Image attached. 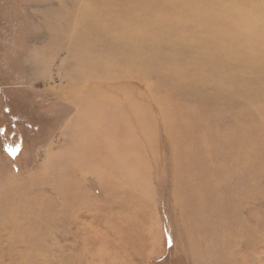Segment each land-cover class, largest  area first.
<instances>
[{
    "label": "rangeland",
    "instance_id": "1",
    "mask_svg": "<svg viewBox=\"0 0 264 264\" xmlns=\"http://www.w3.org/2000/svg\"><path fill=\"white\" fill-rule=\"evenodd\" d=\"M166 2L0 0V264H264V0Z\"/></svg>",
    "mask_w": 264,
    "mask_h": 264
},
{
    "label": "bare ground",
    "instance_id": "2",
    "mask_svg": "<svg viewBox=\"0 0 264 264\" xmlns=\"http://www.w3.org/2000/svg\"><path fill=\"white\" fill-rule=\"evenodd\" d=\"M159 2H160V5H161V2L163 3V4H165L164 6L167 8V7H169V9L167 10L168 12H165V14L164 15H160V14H156V10H154V12L152 11V12H149V11H142L140 14H138V13H136V12H128L127 14H126V23H128V20L129 21H132V23H131V26H134V29H132L131 31H129L128 33H127V35H135V34H137V33H141V31H139V30H144V29H146V28H144V26H143V24L144 23H146L147 25H148V28L150 29V30H152L153 31V35H155V37H153L152 38V43H149V46L147 47V51H149V52H153V54H155V55H153V57H151V58H153V59H158V58H160V54H162L161 55V57H165V52H168V50H169V52L170 51H172L173 49H166L165 47H166V45L165 44H168V37L169 36H171V35H173L172 33H175L176 32V26H175V23H176V19H175V17H177V13H176V8L177 7H175L174 5H171V4H168L167 2H166V0H158ZM228 4V3H227ZM187 5V4H186ZM105 6V5H104ZM188 7V6H187ZM190 8V7H189ZM233 8V7H232ZM238 8V7H237ZM113 11V10H112ZM185 11V10H184ZM221 11V10H220ZM95 12V11H94ZM116 12L117 11H114V12H112V13H110V14H113V13H115L116 14ZM219 13V12H218ZM217 13V14H218ZM147 14H151V15H149V16H153V17H159V20H156V19H154V18H152V20H154L155 22H151L149 19H148V17H146V15ZM189 14V13H188ZM117 16V15H116ZM85 17V16H84ZM110 17V16H109ZM205 17H207V16H205ZM127 18H129V19H127ZM172 18H174V19H172ZM211 18V17H210ZM213 18V17H212ZM218 18V17H217ZM206 19V18H205ZM90 20V19H89ZM136 20V24H135V22H133V21H135ZM209 21V19L208 20H206V21H202V24H204V26H208L209 24L211 25H213L214 24V22H208ZM143 23L142 24V29H140V28H137V25H138V23ZM175 22V23H174ZM194 21L192 20V18H191V23H193ZM228 22V21H227ZM164 23H166L167 25L169 24V26H170V28L171 27H173L174 28V30H173V28L171 29V30H167V29H162L161 27L163 26V25H165ZM130 24V23H129ZM194 24V23H193ZM96 25V23H92V26H95ZM99 25V24H98ZM119 25H120V28L121 29H118V32H119V30H123L121 33H123V34H126L125 32H126V28H127V26L124 24V23H119ZM119 25H117V26H119ZM160 25H162V26H160ZM230 26V25H229ZM140 27V26H139ZM223 27V26H222ZM99 28H102V29H100V33H102V34H105V29L103 28V26H99ZM159 28H161V31H160V29ZM235 28V27H234ZM138 29V30H137ZM228 31V30H227ZM236 31V30H235ZM169 32V33H168ZM179 32V34L181 35V31H178ZM241 34V33H240ZM114 35V34H113ZM168 35V36H167ZM164 36H167V38H165ZM221 36V35H220ZM175 37H176V35H175ZM225 37V36H224ZM160 38H162V41H160ZM217 38H219V37H217ZM177 39V38H176ZM135 41V40H134ZM137 42H138V40H136ZM142 41V40H141ZM120 42V41H119ZM123 44H125V46L127 45V42L126 41H121ZM144 42V41H143ZM146 42V41H145ZM180 42V43H179ZM262 42V41H261ZM104 43L106 44V45H111V46H113V44H116V41H115V43H113V40H111V38H107L106 37V41H104ZM183 42H181L180 40H178V42L176 41V42H172V43H170V44H172L173 46H174V48H175V50L177 51V49L178 48H181V47H183V44H182ZM212 44V43H211ZM129 45V44H128ZM135 45H137V47H139V44H135ZM146 45V44H145ZM185 45V44H184ZM119 46V45H118ZM200 46V45H199ZM141 47V46H140ZM163 49H162V48ZM143 48V47H142ZM146 48V47H145ZM184 49V48H183ZM253 49V48H252ZM179 50V49H178ZM221 51V50H220ZM115 55V54H114ZM201 57H204V59H202L201 58V62L200 63H202V64H209V65H211V64H213L212 62H210V61H214L215 59H217V57L215 56V55H213V54H211V53H209L208 52V50H206L205 52H202L201 53ZM219 55L221 56V53H219ZM121 57H123V56H121ZM167 57V56H166ZM173 57V56H172ZM115 59H114V62L115 63H117V60H116V55H115V57H114ZM143 59V58H142ZM219 59V58H218ZM83 60V59H82ZM122 60H124L125 62H128V61H130L128 64H130L131 63V59H130V57H123V59ZM141 60V59H140ZM205 60V61H204ZM250 60V59H249ZM185 61H187V60H185ZM220 61H222V60H220ZM223 61H225V60H223ZM124 62V63H125ZM171 62H172V60H171ZM244 62V61H243ZM99 63V62H98ZM134 63V62H133ZM92 65V64H91ZM223 65V64H222ZM260 65V64H259ZM159 66V65H158ZM224 66V65H223ZM87 67V66H86ZM151 68V67H150ZM227 68H229L228 66H227ZM89 70V69H88ZM139 71V70H138ZM117 72V71H116ZM157 72V71H156ZM92 73V72H91ZM105 73V72H104ZM151 73H154V72H151ZM183 73H186V72H183ZM95 74V73H94ZM166 74V73H165ZM164 76V75H163ZM171 76V75H170ZM225 77V76H224ZM100 79V78H99ZM158 82V81H157ZM210 84V83H209ZM262 86H264V85H262ZM186 87H188V86H186ZM194 87L196 88V83L194 84ZM177 88V87H176ZM175 88V89H176ZM261 91V90H260ZM262 92V91H261ZM106 95V94H105ZM258 95H259V93H258ZM100 97V96H99ZM245 97V96H244ZM243 97V98H244ZM109 98L107 97V95L106 96H102L101 95V99L99 100V104H100V102H103V103H101V105L102 104H104V105H106L107 104V102L109 101L108 100ZM102 100V101H101ZM242 100V99H241ZM256 102H257V100H256ZM110 103V102H109ZM259 103V102H258ZM103 115H98L97 117H95V120L97 121V123H95V127H98V126H100V124L102 123V120H104L103 118L104 117H102ZM96 124L98 125V126H96ZM96 130V129H95ZM78 169V168H77ZM80 169V168H79Z\"/></svg>",
    "mask_w": 264,
    "mask_h": 264
}]
</instances>
